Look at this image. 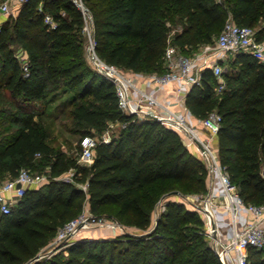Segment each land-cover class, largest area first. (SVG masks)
<instances>
[{"label":"trees","instance_id":"obj_1","mask_svg":"<svg viewBox=\"0 0 264 264\" xmlns=\"http://www.w3.org/2000/svg\"><path fill=\"white\" fill-rule=\"evenodd\" d=\"M84 4L98 57L137 74L166 72L164 52L170 39L188 55L185 48L212 44L229 15L235 24L254 29L264 19V0H84ZM46 14L54 27L45 22ZM178 23L182 30L171 38L172 26ZM84 28L83 15L71 0H29L1 24L0 183L5 175L15 178L21 169L48 168V177L39 187L27 188L10 213L0 212V264L33 260L86 203L93 215L144 232L164 195L207 190L205 164L178 134L156 120L120 112L113 84L86 62ZM263 35L264 28L259 29V42ZM21 52L26 59H21ZM222 77L225 88L215 97L217 79L210 69L203 70L184 103L197 119L211 112L220 115L219 162L242 201L259 206L264 204V63L239 52ZM61 92L70 93L73 119L97 129L108 121L125 124L116 138L97 144L89 166L49 143L42 116L51 94ZM88 97L100 104L86 102ZM70 170L71 181L58 179ZM34 264H219V259L205 238L198 212L169 200L146 234L76 237ZM245 264H264V247H249Z\"/></svg>","mask_w":264,"mask_h":264},{"label":"built area","instance_id":"obj_2","mask_svg":"<svg viewBox=\"0 0 264 264\" xmlns=\"http://www.w3.org/2000/svg\"><path fill=\"white\" fill-rule=\"evenodd\" d=\"M28 1L0 0V22L14 17L20 6ZM71 1L81 11L85 21L84 31L88 38L86 58L89 65L95 73L113 84L120 112L160 122L178 134L184 140L186 148L205 163L207 177L213 178L223 191L221 199L224 204L221 207L229 214L233 227L232 236L224 237L221 233L216 214L219 205L215 203L213 197L197 196L195 200L197 205H193V210L201 214L206 226L205 236L217 253L218 259L223 264H245L249 247L255 249L264 247V204L259 206L245 204L240 198L236 186L231 183L226 169L219 162L215 137L219 129L220 115L211 112L205 119L195 120L193 123L190 116L176 110L172 102L177 99L184 100L190 88L200 83L201 73L206 69H210L217 79L216 90L222 91L225 88L222 73L224 62L228 56L244 52L264 63V45L263 42L257 40L256 30L247 26H239L232 20H226L213 43L204 45L195 56L181 53L169 41L164 52L166 72L146 77L136 76L115 65L108 64L98 57L95 52L92 19L84 0ZM44 20L51 23V18L47 14L44 15ZM23 72L25 76H28L25 62L23 63ZM138 78L145 79L151 86V91L142 88ZM169 86L174 87L176 100H160L158 94ZM100 141L108 143L110 140L102 138ZM100 141L91 136L81 138V161L93 162L94 151ZM47 177L33 173L28 169H21L15 178L2 183L0 185V212L10 213L13 203L16 204L27 188L39 187L46 182ZM84 186L86 187V185ZM6 193L12 194V200L5 196ZM241 210L246 212L247 219L243 228L238 229ZM97 227L119 230L123 226L116 221L107 225L104 217L95 216L89 209L83 208L77 217L69 220L57 230L55 237L50 241L51 249L46 259L66 246L80 233ZM36 261H40V257L36 258Z\"/></svg>","mask_w":264,"mask_h":264},{"label":"rangeland","instance_id":"obj_3","mask_svg":"<svg viewBox=\"0 0 264 264\" xmlns=\"http://www.w3.org/2000/svg\"><path fill=\"white\" fill-rule=\"evenodd\" d=\"M227 20H232L230 15L227 17ZM262 28H264V19L261 20L259 23V26L255 28L256 33L258 32L259 29H262ZM181 30H182L181 24L178 23L176 25H173L169 33V36L172 38L174 34L181 32ZM14 42H17L16 38ZM87 44H88V38H87ZM87 44H86V47H87ZM263 45H264V35H263ZM13 47L15 50L17 49L16 43H14ZM85 55H86V49H85ZM233 58L234 56L231 55L224 62L225 71L230 69V61ZM86 62L87 64L89 63L87 58H86ZM125 71L131 73V71H128V70H125ZM153 74L155 73H151V74L143 73L140 75L143 77H146V76H150ZM220 94H221V91L216 90L215 97L219 96ZM69 98H70L69 92L68 93L61 92L55 95L51 94V97H50L51 101L49 103V109L42 116V120L45 123L46 128L48 129V132H49V143L54 147L55 151H63L67 157L76 159L78 164L89 166L91 164L90 162L81 161V152H82V149L80 146L81 138L84 136H91L97 141H100L102 138L111 140L118 136L120 131L125 127V124L117 122V121L116 122L108 121L104 125L103 128L97 129L94 127H90L84 122L77 121L69 115V110H70V106H68ZM85 101L92 102L96 105L100 104L99 100H95L92 97L86 98ZM36 107L40 109L42 105L37 104ZM139 119L143 120L145 118L139 116ZM181 140L184 144V140L183 139ZM33 171H34L33 173L40 174V175L47 176L48 174V168H44L42 170L38 169V170H33ZM72 174H73V171L70 170L64 173L58 179H61L64 181H71ZM78 186L82 187L83 189L86 188L84 184H78ZM186 196L181 195L179 191L174 190L171 193L164 195V197L161 199V202L163 201L167 202L169 200L178 201V202L183 203L187 209L194 211L193 205L196 204V202L194 200L187 199ZM84 209L85 210L87 209L86 204L84 206ZM104 218H105L107 225L115 223V221L110 217L104 216ZM155 224H156V219L154 216H152L151 225L149 229L144 232L123 226L122 228H119V230L118 229L111 230L110 228H107V227H97V228L88 229L82 232V234L85 235L86 237H93L94 239H111V238H116L122 234L142 235V234H146L147 232L151 231L154 228ZM205 232H206V226L204 225V233ZM205 238L207 239V242L210 245L209 239L206 236ZM45 259H46V256L43 260Z\"/></svg>","mask_w":264,"mask_h":264},{"label":"crops","instance_id":"obj_4","mask_svg":"<svg viewBox=\"0 0 264 264\" xmlns=\"http://www.w3.org/2000/svg\"><path fill=\"white\" fill-rule=\"evenodd\" d=\"M3 22L4 21H1L0 22V25ZM170 43H171V41H170ZM203 46L204 45L199 46L197 49H194V50H189L188 48H185V49H186V51H189L188 56H195L196 54H198L200 52V50H201V48ZM179 51L181 52V49H179ZM20 56L22 57L21 58L22 60L26 59V55L23 52H21ZM131 73L134 74V75H136V76H141L140 74H137V73H134V72H131ZM138 81H139V84H140V86L142 88H144L145 90L151 91V86L149 85V83L145 79L138 78ZM158 98L160 100H162V101H168V100H171L172 101V100H176L175 99L176 97H175V94H174V87L173 86H169L163 92H160L158 94ZM172 103H173V106H174V108L176 110L180 111L181 113L188 114V116H190L191 122L194 123L195 120H198V121L200 120V119H197L196 117H194L191 114V112L186 108L185 103H184V100H180L179 101L177 99L176 101H173ZM215 144H216V137H215ZM190 152L192 154H194L192 151H190ZM7 180H9V176L8 175H5L4 180L0 183V185L2 183L6 182ZM206 182H207V190H206V192H204L202 194H198V195H194V194L193 195H188V196H186V198L195 201L197 196H205V197L211 196V197H213L215 203L219 205V207L216 210L218 226H219V228L221 230V233L223 234L224 237H230L233 234V227H232V224H231V221H230V217H229L228 212L224 208L221 207L224 204V201L221 199V195L223 194V191H222L221 188H219L217 186V184H216V182L214 181L213 178L207 177ZM5 196L7 198H9V199L12 200V198H11L12 197V194L6 193ZM165 203H166L165 201L161 202V200H160L159 203H158V205H157V207L155 208L152 216H154L156 220H157V217H158L159 213L164 210ZM14 205L15 204L13 203L12 206H14ZM86 207H87V209H89L88 203H86ZM199 215L201 216V214H199ZM201 218H202V216H201ZM246 219H247L246 212H244L243 210H241L240 211V215H239L238 229H242L243 228V226H244V224L246 222ZM133 229H135V228H133ZM76 237H79L80 238V237H86V236L83 235L82 233H80ZM88 238L94 239L93 237H88ZM49 251H50V242L45 247H43L40 250V252L36 255V257L33 260L28 261L25 264H34L36 262V258H39V257H40V260H43L45 258V256H47L49 254Z\"/></svg>","mask_w":264,"mask_h":264},{"label":"water","instance_id":"obj_5","mask_svg":"<svg viewBox=\"0 0 264 264\" xmlns=\"http://www.w3.org/2000/svg\"><path fill=\"white\" fill-rule=\"evenodd\" d=\"M219 264H223V263L219 260Z\"/></svg>","mask_w":264,"mask_h":264}]
</instances>
